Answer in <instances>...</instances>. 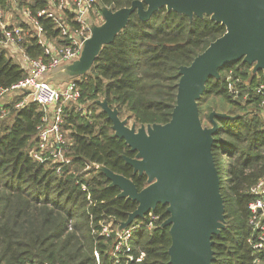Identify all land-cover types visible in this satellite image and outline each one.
<instances>
[{
  "label": "trees",
  "instance_id": "16d2710c",
  "mask_svg": "<svg viewBox=\"0 0 264 264\" xmlns=\"http://www.w3.org/2000/svg\"><path fill=\"white\" fill-rule=\"evenodd\" d=\"M132 1L99 0L98 7L107 5L115 10ZM49 4L50 0H30L27 6L47 38L63 41L53 18L38 15ZM0 6L5 9L7 1L0 0ZM69 22L77 26L72 17ZM225 30L222 23L207 15L190 19L165 6L147 20L133 13L115 40L103 47L91 69L75 78L91 113L71 111L67 125L75 141V158L63 175L29 156L43 112L41 106L29 100L16 109L11 123L0 122V264H96L94 249L104 253L106 245L102 237L92 234L91 225L98 226L101 219L121 222L137 202L119 197V187L111 186L100 169L84 167L94 162L108 166L132 178L139 189L147 184V176L134 173L126 163L124 155L134 156L135 152L115 135L112 121L95 100L106 97L122 118L127 116L138 125L167 122L176 103L179 67L190 64ZM2 36L0 17V40ZM23 46L31 57L43 54L35 36H28ZM220 74V78L208 80L199 100L202 122L205 116L200 104L209 95L234 104L227 113L237 115L216 117L218 129L212 150L226 220L220 234L213 236L216 258L212 264H254L247 243L249 204L255 198L250 187L264 174V119L259 114V95L251 92L249 98L234 99L227 83L229 77L239 76L255 84L264 76L262 71L253 73L252 65L242 59L222 66ZM26 75L25 66L0 46V87H9ZM209 115L210 111L206 116L211 124ZM74 171L88 183L92 204L77 184ZM156 211L163 219L169 215L165 205L159 204ZM137 242L144 255L132 264H170L169 226H158L152 233L142 230Z\"/></svg>",
  "mask_w": 264,
  "mask_h": 264
},
{
  "label": "water",
  "instance_id": "95a60500",
  "mask_svg": "<svg viewBox=\"0 0 264 264\" xmlns=\"http://www.w3.org/2000/svg\"><path fill=\"white\" fill-rule=\"evenodd\" d=\"M165 6L192 19L209 16L222 23L225 32L212 40L190 64L179 67L180 78L171 118L165 123L130 122L121 117L106 97L95 102L107 113L112 129L124 139L134 156L124 155L133 172L147 176L139 189L132 178L99 164L111 186L120 189L119 197L136 201L137 207L120 222V228L134 219L166 206L169 226L170 264H212L216 258L213 236L225 227V203L219 172L213 154L216 117L232 118L227 112L212 110L211 125H204L199 100L211 77L220 78V68L239 59L252 65L253 73L264 76V0H133L129 6L113 9L100 5L103 21H89L90 35L80 37V55L51 70L68 79L87 73L103 47L112 43L125 28L133 13L142 20ZM48 78V77H47Z\"/></svg>",
  "mask_w": 264,
  "mask_h": 264
},
{
  "label": "built area",
  "instance_id": "2783aa9c",
  "mask_svg": "<svg viewBox=\"0 0 264 264\" xmlns=\"http://www.w3.org/2000/svg\"><path fill=\"white\" fill-rule=\"evenodd\" d=\"M12 7H19L20 0H6ZM99 0H50L49 6L40 11L38 15L52 17L60 30L63 41L58 43L49 42L43 26L38 19L31 15L27 16L35 26L33 33L26 35L24 29L16 25H7L1 21L3 36L0 46L3 48L9 45L19 47L23 57L27 60V75L9 87H0V97L5 94L26 92L29 100L36 102L43 107L40 121L37 125L36 139L34 145L29 149V156L32 160L45 164L49 169L58 175H63L65 170L74 162L72 148L74 139L70 135L67 125L71 111L80 112L81 115L90 114L87 106L82 105V90L78 82L72 78L60 85H54L47 78V74L55 67L76 59L80 55L82 41L80 37L90 35L89 19ZM56 8L51 11V6ZM68 11L73 15L76 27L66 22L60 12ZM101 11L99 10V14ZM3 9L0 6V16ZM28 36H35L38 39L43 54L31 57L25 50L23 42ZM228 91L234 99L242 96V99L249 98L250 93L260 96L259 106L264 109V80L251 84L239 76L229 77L227 83ZM1 99V98H0ZM28 101L23 98L17 105L23 107ZM8 113L5 103L0 100V119ZM98 163H90L84 170L91 167L98 168ZM74 171L76 182L86 192L89 204L93 203L92 194L86 181L78 178ZM255 198L249 204L250 215L248 225L250 233L247 243L253 254L254 264H264V174L257 182L250 187ZM91 217L93 214H91ZM166 219V218H165ZM161 212L156 210L148 211L143 217L134 219L129 225L120 228V222L110 220H99V225H91L93 235H99L104 240L106 247L104 253L99 248L94 249L96 264H132L139 261L144 252L141 250L137 240L142 230L152 233L154 229L161 226L165 220ZM72 229V221L69 224ZM105 255V257H104Z\"/></svg>",
  "mask_w": 264,
  "mask_h": 264
},
{
  "label": "rangeland",
  "instance_id": "374dc122",
  "mask_svg": "<svg viewBox=\"0 0 264 264\" xmlns=\"http://www.w3.org/2000/svg\"><path fill=\"white\" fill-rule=\"evenodd\" d=\"M30 2V0H21V4L19 7H12L10 4L7 3V6L5 9H3V14L0 16L1 21L7 25H16L20 26L24 29V33L26 35H29V33H33L35 30V26L31 19L27 16L26 12L29 11L27 4ZM98 4L94 8V12L91 13L90 17H88L89 21H94L95 23L99 24L103 21V15L99 14ZM51 11H55L56 8L52 5L50 8ZM61 17H63L66 22L69 24L70 18H73V15L68 11L61 10L60 12ZM70 26V24H69ZM71 27V26H70ZM72 28V27H71ZM8 54H11L8 52ZM13 60L19 62L23 67L24 63L19 60V56L13 55ZM27 70V67H25ZM48 79L50 82L54 85H60L64 81L68 80L66 75H63V72H54L50 71L47 74ZM79 77H76L78 79ZM72 79V78H70ZM75 79V78H74ZM77 81V80H76ZM79 84V83H78ZM1 101L5 103L6 109L8 113L0 119V122H4L5 124L11 123L13 120V117L15 115L16 109L20 108V106L17 105V103L25 98L27 101H29V96H27L26 92H17V93H11V94H5V96L0 97ZM82 101V99H81ZM86 101H82V105L86 106ZM201 111H203L204 118L203 123L204 125H211L209 123L208 117L206 116L208 112L212 110L220 111V112H229L232 108H234V104L229 103L228 101L224 100L222 97L216 96V95H209L203 102L200 104ZM43 109V107H41ZM259 114L264 119V109H259ZM133 120L130 119V122ZM223 157V156H222ZM88 174H86L87 177ZM90 175V174H89ZM89 177V176H88ZM87 177V178H88Z\"/></svg>",
  "mask_w": 264,
  "mask_h": 264
},
{
  "label": "crops",
  "instance_id": "0c3cea01",
  "mask_svg": "<svg viewBox=\"0 0 264 264\" xmlns=\"http://www.w3.org/2000/svg\"><path fill=\"white\" fill-rule=\"evenodd\" d=\"M59 41L62 40H57L56 38H51V40H49V42L52 43H58ZM7 55L10 57H13V55H17L19 56V60L22 61L24 63V66H27V60L23 57V54L21 53L19 47H16L15 45H9L8 47L5 48ZM8 52H10L11 54H8Z\"/></svg>",
  "mask_w": 264,
  "mask_h": 264
}]
</instances>
